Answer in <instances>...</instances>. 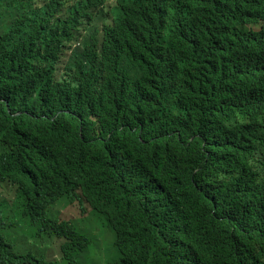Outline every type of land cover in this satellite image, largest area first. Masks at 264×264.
<instances>
[{"label": "trees", "instance_id": "obj_1", "mask_svg": "<svg viewBox=\"0 0 264 264\" xmlns=\"http://www.w3.org/2000/svg\"><path fill=\"white\" fill-rule=\"evenodd\" d=\"M107 1L0 0V264H264V0Z\"/></svg>", "mask_w": 264, "mask_h": 264}, {"label": "clouds", "instance_id": "obj_2", "mask_svg": "<svg viewBox=\"0 0 264 264\" xmlns=\"http://www.w3.org/2000/svg\"><path fill=\"white\" fill-rule=\"evenodd\" d=\"M113 3H116V0H108L104 6H109L112 5ZM90 12L93 14L92 21L94 22L98 21L96 29H99L102 26L104 20H108V21L110 20L107 16V12H105L102 7H99L97 9L91 7ZM83 37H85V33H83ZM82 45H83V38L81 37L72 43L71 47L68 49V54H72L75 51L80 50L82 48ZM0 182L9 183L7 181H1V180ZM70 205H75L78 208L79 211L78 216L64 217L62 215L63 212L62 208ZM41 210L35 212L34 215L37 216L41 212ZM47 214L52 218L58 219L59 221H67L71 223L74 227L80 229L81 232L85 230L84 233L89 238V244L87 247L89 256H92L95 259L97 254L96 252L97 246H100L103 255L106 259H110L111 257H113L112 254L115 255V251L112 249L113 247L112 245L116 237V234L118 233L116 226L111 220L107 219L105 216L101 215L100 213L95 212L92 208H89L86 203L84 202L79 203L78 201L75 200L74 202L70 203L65 200H62L61 198L60 199L58 198L53 204H51L48 207ZM9 215L12 216L14 214H9ZM14 217L17 218L16 215H14ZM15 220L13 221V223L9 225L8 227L9 229H11V227L13 226H16L18 223L20 224V220L18 218ZM18 220L19 222H17ZM106 232H108L110 235L109 239H107L105 236ZM24 233L26 234L28 240L25 239L23 240V242L25 245L30 246V241L33 240V236L30 232L29 233L24 232ZM48 235L49 236H46V238L51 242L52 241L60 242L63 239H65V237L56 236L55 234H48ZM10 238L12 239L11 236ZM12 240L13 242L18 243L19 239H12ZM87 254L84 257L88 258L89 256ZM97 257L101 258L100 255H97ZM94 259H89V260H91V262H94ZM99 261L101 262V260Z\"/></svg>", "mask_w": 264, "mask_h": 264}, {"label": "rangeland", "instance_id": "obj_3", "mask_svg": "<svg viewBox=\"0 0 264 264\" xmlns=\"http://www.w3.org/2000/svg\"><path fill=\"white\" fill-rule=\"evenodd\" d=\"M96 23H98V21H96ZM11 197H12V187L6 182H0V201L8 202L11 199ZM62 210H63L62 215L64 217H76V216H78V213H79L78 208L75 205L63 207ZM25 226H27V225L25 224ZM24 232L29 233L30 230H29L28 226L26 228H23L21 225V221H20V224L18 223L16 226L11 227L10 236L12 237V239H19V240L22 239V241L25 239L28 240L27 236ZM105 236L107 239L110 238V235L108 232H106ZM55 243L56 242H53L52 244L48 243V247L54 248ZM43 248H45L44 245H43ZM96 252H97L96 256L97 255L101 256L102 264H106V261L108 259H106L104 257L100 246H97ZM55 257H58V255H56Z\"/></svg>", "mask_w": 264, "mask_h": 264}]
</instances>
